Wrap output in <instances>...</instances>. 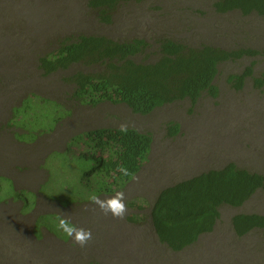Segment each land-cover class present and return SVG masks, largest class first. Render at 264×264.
Wrapping results in <instances>:
<instances>
[{"label": "rangeland", "instance_id": "374dc122", "mask_svg": "<svg viewBox=\"0 0 264 264\" xmlns=\"http://www.w3.org/2000/svg\"><path fill=\"white\" fill-rule=\"evenodd\" d=\"M217 1L130 2L105 24L88 0H0V264H264V229L239 236L233 226L238 214L264 215V190L240 208L222 206L214 231L181 252L159 241L151 221L158 195L180 181L229 163L264 174V86L254 83L264 73V17L220 14ZM78 35L143 38L150 47L137 61L157 60L161 38L262 53L219 66L217 99L204 95L195 106L184 100L142 116L125 104L73 101L74 86L66 79L93 69L76 65L51 75L40 69L42 56ZM251 65L252 76L237 90L230 77ZM170 123L180 125L177 135L170 134ZM122 124L153 137L147 163L123 190L125 217L105 216L90 196L62 202L56 175L67 167L65 149L86 131ZM134 200H140L138 207L131 206ZM61 212L91 229L85 247L59 230Z\"/></svg>", "mask_w": 264, "mask_h": 264}, {"label": "trees", "instance_id": "16d2710c", "mask_svg": "<svg viewBox=\"0 0 264 264\" xmlns=\"http://www.w3.org/2000/svg\"><path fill=\"white\" fill-rule=\"evenodd\" d=\"M146 1L88 0V6L102 23L111 24L121 5ZM215 9L220 14L239 11L243 16L264 17V0H218ZM157 44V60L137 61V56H147L150 47L143 38L70 36L61 40L56 50L39 59L40 69L45 75L76 65L93 69L77 71L66 79L74 86L73 101L93 107L105 102L125 104L134 114L148 116L160 107L184 100L195 106L204 95L217 99L220 90L215 80L219 66L262 53L251 48L225 50L205 43L193 46L171 38H161ZM252 74L251 65L243 74L232 75L229 82L241 90ZM254 83L263 87L264 73L254 78ZM168 128L171 135L180 131L177 123H170ZM152 144L150 133L134 128H127L126 132L120 128H97L82 133L65 149V156H61L67 166L56 175L61 182L57 192L61 193L62 202L64 197L76 202L92 194L112 196L123 191L147 163ZM121 166L128 169V176L118 171ZM52 167L56 168L51 162ZM53 176L51 170L50 180ZM3 180L20 196L22 191L15 189L11 179ZM259 190H264V174L240 168L235 163L180 181L163 189L152 206L155 233L162 244L181 252L197 243L202 235L214 231L222 206L240 208ZM139 203L140 200H134L131 206L138 207ZM133 220L139 221L136 217ZM233 226L239 236L264 229V215L238 214L233 218Z\"/></svg>", "mask_w": 264, "mask_h": 264}, {"label": "clouds", "instance_id": "9594fccd", "mask_svg": "<svg viewBox=\"0 0 264 264\" xmlns=\"http://www.w3.org/2000/svg\"><path fill=\"white\" fill-rule=\"evenodd\" d=\"M120 131L126 132V125L122 124L120 126ZM118 171L124 176L129 175L128 169L124 166H121ZM90 201L95 204L105 216L110 214L116 219H123L128 211L126 195L123 191H116L114 195L105 199H101L99 196L92 194L90 196ZM58 228L80 247H85L93 238L91 229H85L75 225L71 220V216L66 213L61 212L58 217Z\"/></svg>", "mask_w": 264, "mask_h": 264}]
</instances>
